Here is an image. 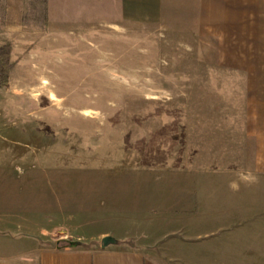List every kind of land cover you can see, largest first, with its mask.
I'll use <instances>...</instances> for the list:
<instances>
[{
  "label": "crops",
  "instance_id": "crops-1",
  "mask_svg": "<svg viewBox=\"0 0 264 264\" xmlns=\"http://www.w3.org/2000/svg\"><path fill=\"white\" fill-rule=\"evenodd\" d=\"M135 24L173 35L191 52L189 62L211 67L199 75L211 82L198 86L211 98L162 114L163 134L148 137L158 157L150 162L171 176L166 189L185 195L163 194L157 219L154 201L137 205L146 188L139 184L135 219L115 230L94 225L91 205L70 212L45 205L46 194L39 220L6 204L0 264H264V0H46L51 31ZM75 212L84 219L68 214ZM66 236L80 242L59 245Z\"/></svg>",
  "mask_w": 264,
  "mask_h": 264
},
{
  "label": "rangeland",
  "instance_id": "rangeland-1",
  "mask_svg": "<svg viewBox=\"0 0 264 264\" xmlns=\"http://www.w3.org/2000/svg\"><path fill=\"white\" fill-rule=\"evenodd\" d=\"M43 7L42 0H0V45L11 44L14 63L0 86V208L39 220L46 194L45 205L70 212L91 205L94 225L115 230L135 219L140 184L137 205L154 201L158 219L163 194L185 193L166 189L171 176L150 162L158 157L148 137L163 134L162 114L211 98L198 87L211 82L199 79L210 65L189 62L180 39L147 25L51 31ZM66 237L59 245L80 242Z\"/></svg>",
  "mask_w": 264,
  "mask_h": 264
},
{
  "label": "trees",
  "instance_id": "trees-1",
  "mask_svg": "<svg viewBox=\"0 0 264 264\" xmlns=\"http://www.w3.org/2000/svg\"><path fill=\"white\" fill-rule=\"evenodd\" d=\"M43 2V22L46 21V0ZM11 44L6 42L0 45V86H6L9 79L10 69L13 67V62L10 61Z\"/></svg>",
  "mask_w": 264,
  "mask_h": 264
},
{
  "label": "water",
  "instance_id": "water-1",
  "mask_svg": "<svg viewBox=\"0 0 264 264\" xmlns=\"http://www.w3.org/2000/svg\"><path fill=\"white\" fill-rule=\"evenodd\" d=\"M109 241H110V238H109V237H104V238L102 239V243H101V245H102V246H105Z\"/></svg>",
  "mask_w": 264,
  "mask_h": 264
}]
</instances>
